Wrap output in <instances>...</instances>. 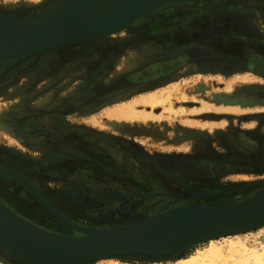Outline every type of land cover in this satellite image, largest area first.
Returning <instances> with one entry per match:
<instances>
[{
  "label": "rangeland",
  "instance_id": "rangeland-1",
  "mask_svg": "<svg viewBox=\"0 0 264 264\" xmlns=\"http://www.w3.org/2000/svg\"><path fill=\"white\" fill-rule=\"evenodd\" d=\"M59 1L0 0V11L39 16ZM121 32L0 62V164L47 195L37 197L0 171V201L42 228L59 230L44 204L99 227L157 212L158 193L218 191L194 201L213 202L264 185V0L171 3ZM168 88L194 99L174 108L138 105L151 113L144 119L112 115ZM258 232L264 228L239 238L260 250ZM208 248L209 240L164 260L92 264H177L209 255ZM6 253L0 248V264H24Z\"/></svg>",
  "mask_w": 264,
  "mask_h": 264
},
{
  "label": "water",
  "instance_id": "water-1",
  "mask_svg": "<svg viewBox=\"0 0 264 264\" xmlns=\"http://www.w3.org/2000/svg\"><path fill=\"white\" fill-rule=\"evenodd\" d=\"M187 1L192 0H161L155 8L135 16V19L171 3ZM74 2L75 0H61L52 9L37 16L39 18L37 21L30 23H15L16 15L10 14L12 18L7 16L8 19H6L3 16L4 13L0 11V62L32 56L84 38H96L126 28L128 22H122L107 30L93 32L70 29L68 23L74 22L79 12V1L76 4ZM132 4L133 0H124L123 11L125 16L131 10ZM2 167L8 166L0 164V171L18 179L34 195L47 198V195L38 185L36 187L34 183L22 175L11 174L1 169ZM158 171L167 179L175 178L174 174L163 170L162 167H158ZM229 189L223 187L219 191ZM217 192L206 190L197 195L195 193L191 195H179L170 192L158 193V197H161L162 200L158 203L157 212L137 215L120 224L110 225L112 222L103 221L104 225L99 227L79 224L60 210L44 204L59 220L57 221L61 222L62 227L59 226L58 231L68 234L65 236L66 238L31 224L0 201L1 213L41 233L56 239L61 237L63 244L60 243L61 248L55 250L56 255L66 258L73 252H80L81 259L75 262L44 260L37 258L14 242L6 245V247L16 256L1 244L0 248L24 264H84L85 261L86 264H92L98 259L108 257L164 260L171 256H179V253L185 252L196 243L230 235L233 232L242 233L264 225V200L249 201L244 200L242 195H239L220 201L194 202L196 199H203V197ZM186 221L189 223L179 233L167 234L164 232L168 225ZM74 231L88 234L89 237L86 239L77 238L74 236Z\"/></svg>",
  "mask_w": 264,
  "mask_h": 264
},
{
  "label": "bare ground",
  "instance_id": "bare-ground-1",
  "mask_svg": "<svg viewBox=\"0 0 264 264\" xmlns=\"http://www.w3.org/2000/svg\"><path fill=\"white\" fill-rule=\"evenodd\" d=\"M44 1H46V0H44ZM159 1H161V0H133V4H132L133 6H132V8H130L131 10L129 9L130 11L125 16L124 11H123L124 10V6H123L124 0H75V2H74L75 4L77 2L79 3V12H78V15H77L76 19L74 20V22L68 23V27L70 29L75 30V31L80 30V31L93 32V31L107 30V29L114 27V26H116L122 22H128L127 25L125 26L126 27L125 29L119 30V32H121V31H124V30L132 27L134 24L137 23L139 18L135 19L136 18L135 16L140 15V14H144L148 10L155 8ZM49 3H51V1ZM11 14L16 15L15 17H17L16 19H14L15 23H30V22L37 21L39 19V18H37V16L24 15L22 13H11ZM131 14H133V15H131ZM3 16H5L6 19H8L7 16L10 19L12 18V16L10 14H7V13H4ZM129 16H130V18H129ZM20 17H26V18H20ZM28 18H33V19H28ZM133 19H135V20H133ZM115 33H118V32H114V33H111L108 35H113ZM108 35H102L99 37H105ZM99 37H96V38H99ZM89 39H95V38H88V39L84 38L83 40H80V41H85V40H89ZM225 50H227V49H225ZM43 52H45V51H43ZM43 52H39L37 54H40ZM82 53H84V52H82ZM27 57L28 56H26V58ZM53 57H54V55H53ZM198 58H200V57H198ZM16 59H18V58H16ZM16 59H12L9 61H13ZM9 61H7V62H9ZM43 63H41V64L44 65ZM45 66H46V64H45ZM165 77H167V75ZM169 80H170V78H169ZM135 88H137V87H135ZM135 88H132L133 91ZM169 89L170 88L165 89L163 91H160L161 93H158L159 91L158 92L154 91L152 94H150L148 96L145 95L144 97H141L140 99H136L133 102L130 101L131 103H127L126 105H122L119 108L117 107L116 110L113 111L112 115L115 116V119H117V120L119 119V121L121 119H123V120H125V119H136L137 120V119H142V118L144 119L145 117H149L151 115V113L150 114L148 113L145 115V113L142 110L138 111L136 109L138 105L139 106L140 105H145V106L147 105V106H150L152 108H157L159 106H165V107L167 106V107L174 108V106L178 103L179 104L187 103V102L191 101V99H194L192 97V95L187 94L183 91H179V94L175 95L173 93L174 91L169 90ZM180 89H182V88H180ZM128 93L130 94V92H128ZM128 93H127V95H128ZM110 95H112V94H110ZM123 99H125V98H123ZM209 109H215L217 111H222V109L228 110L227 108H223V107L211 108V107L207 106L204 109V111H208ZM246 110H248V109H246ZM111 112H109L110 115H111ZM112 115H111V117H112ZM0 120H2V119H0ZM1 169L5 170L7 172H10L11 174L16 173V174H19L20 176L22 175L21 173H19L18 171H16L15 169H13L11 167H2ZM22 176L25 177L24 175H22ZM25 178L27 180L31 181L29 178H27V177H25ZM31 182L34 183L33 181H31ZM36 187H37V185H36ZM251 192L252 191H250L248 193L246 191V194H244V196H243L244 200H249V201L264 200V185H257L255 190L252 193ZM194 205H196V204H194ZM197 205H199V204H197ZM18 216H19V214H18ZM24 220H26V219H24ZM54 221L56 222L57 227L61 226L60 222H58L57 220H54ZM28 222H30L31 224H33L35 226H38L31 221H28ZM188 223L189 222L186 221V222H179L176 224H170L164 229V232L167 234L179 233L181 231V229L185 225H187ZM38 227H40V226H38ZM261 228L263 230L264 225L261 226ZM51 232L53 234L55 233L59 236H62L63 238H66L65 236L68 235V234H63V232H60V231H58V232L57 231L56 232L51 231ZM230 235L233 236L230 239H227L226 237L221 236L222 239L225 240L224 245H220L218 243V240H213V239L209 240V248H208V254L209 255L204 256V255H202L201 252L199 255L192 254L186 259H179L177 264H210V263L213 264L214 262L216 264H264V241L261 242V244H260L261 245L260 250H256L254 248H250L243 239H240L241 233L239 234V232H233ZM259 235H260V233H259ZM74 236L77 238H80V239H86L89 237L88 234H84V233H78L77 235H74ZM221 237H220V239H221ZM260 238L262 240H264V234H261ZM61 240H62L61 237L59 239H56V238H54L48 234L41 233V232H39L33 228H30V227L22 224L19 221H16V220L10 218L6 214L0 212V244L3 247H5V249H7L11 254H13V253L6 247V245L10 244L11 242H14L17 245H19L20 247L24 248L29 253L36 256L37 258H41L44 260H52V261H55V260H62V261L66 260L68 262L80 261V259H81V253L80 252H73L71 255H69L66 258L59 257L58 255L55 254V250L56 249L58 250V248H61V246H59V244L63 242V241L61 242ZM14 256H16V255H14ZM109 259L111 260L112 258H109ZM86 263L87 262L85 261L84 264H86Z\"/></svg>",
  "mask_w": 264,
  "mask_h": 264
},
{
  "label": "flooded vegetation",
  "instance_id": "flooded-vegetation-1",
  "mask_svg": "<svg viewBox=\"0 0 264 264\" xmlns=\"http://www.w3.org/2000/svg\"><path fill=\"white\" fill-rule=\"evenodd\" d=\"M159 200H160V199H159ZM108 219H109V220H113V221H114V220H118V219H113V218H108Z\"/></svg>",
  "mask_w": 264,
  "mask_h": 264
},
{
  "label": "crops",
  "instance_id": "crops-1",
  "mask_svg": "<svg viewBox=\"0 0 264 264\" xmlns=\"http://www.w3.org/2000/svg\"><path fill=\"white\" fill-rule=\"evenodd\" d=\"M171 172V171H170ZM173 174V172H171Z\"/></svg>",
  "mask_w": 264,
  "mask_h": 264
}]
</instances>
